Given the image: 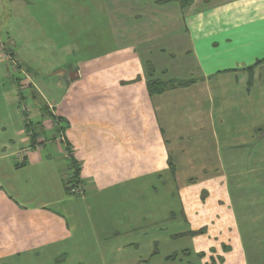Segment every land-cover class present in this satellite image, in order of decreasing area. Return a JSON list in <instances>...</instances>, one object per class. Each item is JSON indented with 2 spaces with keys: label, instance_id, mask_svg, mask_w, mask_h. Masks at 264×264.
<instances>
[{
  "label": "crops",
  "instance_id": "0c3cea01",
  "mask_svg": "<svg viewBox=\"0 0 264 264\" xmlns=\"http://www.w3.org/2000/svg\"><path fill=\"white\" fill-rule=\"evenodd\" d=\"M99 1L0 0V264H264V0ZM32 34L94 43L50 74Z\"/></svg>",
  "mask_w": 264,
  "mask_h": 264
},
{
  "label": "rangeland",
  "instance_id": "374dc122",
  "mask_svg": "<svg viewBox=\"0 0 264 264\" xmlns=\"http://www.w3.org/2000/svg\"><path fill=\"white\" fill-rule=\"evenodd\" d=\"M55 1V2H54ZM53 2V3H52ZM51 2V6L53 7L54 11H59L65 21H67V19H71L74 18L76 20H78V15H74L76 13L78 14H83V12H94L96 11L97 14H94V16L92 17V23L95 22H100L101 18H100V13L103 12L101 3H99V0H52ZM41 3H34L33 5V12H32V16L31 18H28V15L23 17V19L20 20V22H22V25H28L30 27L32 23L35 22H40V19L38 18V14L41 11ZM58 7V8H57ZM44 11L46 10L45 7ZM101 11V12H100ZM34 14V15H33ZM52 17V16H51ZM8 21L12 22V26L14 24V26H17L18 28L20 27L19 23L15 22L16 18L14 16H10V18H8ZM79 21V20H78ZM81 29H89L88 24L86 25H82L79 26ZM40 28V24L39 27ZM12 29V28H11ZM34 29H36V26H34ZM98 29H103V26L99 25ZM55 31L56 29H52L51 31ZM7 32V34H6ZM9 30L6 29L2 32V37L0 36V56L1 54H7L9 56L10 59H13V56L10 53L9 47L7 45V43L5 42L6 37L8 36ZM70 35H66V37H69ZM19 37V36H18ZM26 39L28 40V44L30 46V55L33 58L32 61H34V63L36 62V66H38L39 69H41L42 71H45V73H52L51 71L53 70H57V69H61L64 67V65L71 59V55L73 54V51L70 50V48H77V45H80L81 47H85L88 48L90 47V43H94L93 42V36H91L90 34L88 35H81V36H74L73 38L74 41L71 43V45H68L65 43V46L63 43H61V40H58L55 42L57 37H60V35H35L32 34L29 37L25 36ZM65 37V36H64ZM24 38V37H23ZM104 39H106V36L104 35H100L99 36V40L104 43ZM43 41V42H42ZM47 43H49V50H46L45 46H47ZM44 47V50H42ZM93 48V47H92ZM88 53H92L91 54V58H96V52L94 53L93 50L91 52V49L88 51ZM96 54V55H95ZM77 55V54H76ZM82 55L85 56L84 53H82ZM1 59V57H0ZM2 60V59H1ZM3 61V60H2ZM4 63H7L6 61H3ZM10 70L13 72V66L11 64H8ZM27 107L30 106V104H25ZM24 107V106H22ZM50 122H52L49 119ZM56 123V122H55ZM55 123L53 124V130L50 132L51 134L55 135V133L58 134V138H60L59 136L62 135V133H60V131L58 132V126L55 127ZM58 124V123H57ZM57 128V129H56ZM61 134V135H59Z\"/></svg>",
  "mask_w": 264,
  "mask_h": 264
},
{
  "label": "trees",
  "instance_id": "16d2710c",
  "mask_svg": "<svg viewBox=\"0 0 264 264\" xmlns=\"http://www.w3.org/2000/svg\"><path fill=\"white\" fill-rule=\"evenodd\" d=\"M175 1H180L182 6L185 7V6L189 5L192 0H158V4L164 5V4H168L171 2H175ZM166 88H167V85L162 83V82H159V81L150 82L148 84V90H149V93L151 95L161 94L163 91H165ZM57 123H58L57 124L58 129L56 128L57 131L59 130L60 133L63 134L65 126L62 125V122L60 120H57ZM65 148H66V152L71 154V150L69 149V147L66 146ZM70 165H71L72 173H71V176L69 177V180L67 181V185L69 183H72V182H74V183L79 182V180H78V166H77L76 162L72 160V158H71V164Z\"/></svg>",
  "mask_w": 264,
  "mask_h": 264
},
{
  "label": "built area",
  "instance_id": "2783aa9c",
  "mask_svg": "<svg viewBox=\"0 0 264 264\" xmlns=\"http://www.w3.org/2000/svg\"><path fill=\"white\" fill-rule=\"evenodd\" d=\"M1 59L3 61H6L8 64H11L14 68H13V72L16 71L17 69V65L15 63V61H13L12 59L9 58V56L6 54H1ZM56 122V121H55ZM55 127H57V122L55 123ZM61 135V134H59ZM60 138H58V142L60 144H64L65 143V140H64V137H63V134L61 136H59ZM26 150H23L19 153V156L22 157V156H25L26 155ZM65 153L67 155V159L71 162V158H72V154L66 152V148H65ZM71 164V163H70ZM67 192L69 195L73 196V197H76V198H82L84 196V193H85V190L84 188L81 186V184L79 182L77 183H69L67 185Z\"/></svg>",
  "mask_w": 264,
  "mask_h": 264
}]
</instances>
